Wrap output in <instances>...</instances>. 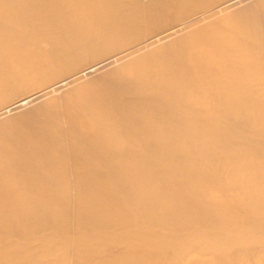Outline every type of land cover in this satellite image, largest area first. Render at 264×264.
Instances as JSON below:
<instances>
[{"label": "bare ground", "instance_id": "obj_1", "mask_svg": "<svg viewBox=\"0 0 264 264\" xmlns=\"http://www.w3.org/2000/svg\"><path fill=\"white\" fill-rule=\"evenodd\" d=\"M0 8V104L21 96L20 90L42 88L53 81L35 97L0 108V142H9L0 145V235L4 239L12 233L38 232L44 226L59 232L81 224L108 232L129 229L135 221L124 206L127 201L136 210L153 206L149 226L157 222L173 232L219 226L199 236L208 238L209 245L236 225L220 219L234 212L232 206L237 212L264 216V171L253 161L264 156L260 150L245 148L234 155L210 150L214 146L231 149V135L241 139L246 130L264 147V63L256 62L264 61V23L253 22L264 21V0H0ZM36 19L43 24L37 25ZM9 34L32 36L39 54L31 51L29 57H20L23 45L11 46ZM187 61L196 67V78L207 81L218 98L209 103L213 112L203 119L171 111L172 104H185L183 92L193 85ZM125 68L130 69L127 76L121 72ZM55 69L71 73L65 79L55 78ZM179 70H184L182 77ZM74 82L76 87L69 92L29 108ZM117 86L135 96L107 95ZM72 96L78 100L71 101ZM194 101L189 107L199 106ZM129 110L148 114V121L130 116ZM43 117L62 124L49 127ZM190 136L202 137L204 147L181 143ZM152 153L185 161L198 154L210 161L249 158L241 166L245 176L230 183L243 201L232 204L215 189L220 188L214 179L219 164L211 168L215 175L205 167L182 173L178 168L154 166ZM65 157L68 161H63ZM175 185L180 192L173 189ZM156 188L162 194L153 202L147 195ZM208 189L214 198L201 201ZM123 192L126 195L120 197ZM37 196L45 199L39 201ZM251 228L262 232L264 224L258 221ZM82 230L83 235L90 233L85 227ZM136 236L147 237L140 232ZM116 239L129 241L122 235ZM62 243L78 247L79 241ZM5 247L11 252L4 263L16 264L12 261L16 250L29 245L17 242ZM75 258L76 264H88L82 257Z\"/></svg>", "mask_w": 264, "mask_h": 264}, {"label": "rangeland", "instance_id": "obj_2", "mask_svg": "<svg viewBox=\"0 0 264 264\" xmlns=\"http://www.w3.org/2000/svg\"><path fill=\"white\" fill-rule=\"evenodd\" d=\"M262 8L263 7H259V10ZM36 20L37 25L43 24L42 20ZM253 22L259 25L264 23L261 18H257ZM59 35L61 36V34ZM9 37L11 46L16 48L18 44L23 45L22 48L24 51H20V57H29V52L31 51L39 54V51L33 45L34 38H32V36H27L24 39L14 37L9 34ZM254 53V58H259L257 51ZM226 62L231 64V62L228 60H226ZM256 62H260L261 64L264 63L262 59H256ZM88 65H84L82 68ZM9 66L11 68H17L13 63H10ZM128 70L130 69H121V72L123 75L127 76L129 75ZM188 71L192 77L191 80L193 85L183 92L185 104H172L171 111L172 113L178 114L185 118L194 116L196 118L199 117L200 119H203L208 114V112H213V108L209 103H216L218 98L215 96V93H212V91L207 86V81L204 82L196 78V67L189 62ZM70 73L66 70H54V75H56L55 78L60 79H65L68 75H70ZM29 74H31V72ZM183 75L184 70H179L178 77H182ZM157 76L158 75L153 76L154 80H156L155 78H157ZM111 80L107 79L106 82L114 81L113 84H117L115 79ZM29 81L32 82L33 86L34 81L32 77L29 78ZM195 81L199 83H196ZM52 82V80L48 81V85L46 84L42 88L20 90L18 91V94H21V96L15 97V99H13V101L10 103L0 104V108H4L15 101L20 102L19 99L28 97L32 94L33 97H35V93L37 91L48 87L52 84ZM76 83L77 82H74V85L71 83L72 86L69 85L70 87H67L66 89L64 88L60 92L52 94L48 97L43 96L40 98V100L30 105L29 108L38 107L40 104L49 102V99H53L65 94L66 92H69L72 88L76 87ZM106 93L107 95L114 97L135 96V92L128 94V90L120 86L112 88V91H108ZM191 95H193L192 98ZM194 95H196L195 98ZM70 100L75 102L78 99L77 97L72 96ZM194 100L198 101L197 103L199 106H196L195 108L189 107V104L194 106ZM26 109H28V107L24 108L23 111ZM128 114L139 119L140 121H148L147 119H149V115L142 112L129 110ZM39 117L42 118L41 114ZM42 121L45 122L49 127L62 124V122L59 120L46 122L44 117ZM91 125L92 124L90 123V126ZM141 126L143 128V125H140L139 127ZM87 128L91 129L92 126L91 128L89 126ZM246 131L244 133V138L241 137V139H246L244 141L234 134L231 135V139L234 142L231 149H226L225 151V149L220 146H214L211 147L210 150H212V153L216 155H234L245 148L248 150L259 149L262 155H264V147L259 142H257L258 137L253 136L249 131ZM188 142L201 147H204L203 143H206L205 141L203 142L202 137L198 136H190L189 140L185 141V143H183V140L181 141L183 145H187ZM0 145L2 147L3 145L8 146L9 142L1 141ZM172 151L175 153L177 149H173ZM177 154L179 155V152ZM150 156L156 161L153 164L154 166L158 165L159 167L164 168H178V171H182V173H193L194 171H197L198 168L205 167L208 169L209 174L215 175V172L212 171L211 168L219 164L220 170L217 177L214 179L215 181L218 179L220 188L215 189H220V192L225 196L224 198L228 199L230 202H232V204H239V202L243 201V199L239 196L238 190L231 188L230 183L235 178L241 179L245 176V173L247 172L241 170V166L246 161H248L249 158H239L235 156L231 159L222 160L218 158L216 161H210L208 158H205V155L198 154L192 157V161H185L181 159L178 160L175 156L161 158L154 155L153 153ZM63 161H68V158H63ZM253 161L256 165L258 164L261 170L264 171V156L255 158ZM4 178L5 177H2L1 179ZM118 181L119 180L117 179V182ZM146 181L152 183L156 187L160 186L157 182L148 178ZM262 185H264V183ZM261 188H263V186H261ZM173 189L180 192L179 187L176 185ZM153 193L154 194L147 196L153 202H156L162 194V189L156 188ZM125 195V192L119 194L120 197H124ZM193 196L195 198L198 197L196 195ZM213 198L214 196L212 190L208 189L203 193L201 201H212ZM36 199L42 201L45 198L42 196H37ZM21 205H19V207ZM66 206L71 207L72 204L67 201ZM124 206L128 207V209L132 211L131 217L135 221V225L129 227V229L108 232L106 230L104 231V229L100 230L96 227L93 228V224H81L80 227H75L72 231L67 230L66 232H59L53 227L44 226L38 232L29 234L12 233L11 235H7L6 239L0 235V249L2 250V254L0 253V264H5L4 257L6 256L9 261L8 254L11 251H9L10 249H7L5 246H10L12 243L17 242H27L29 248L22 251L16 250L17 257H12V261L16 264H64V262L65 264H76L74 261L76 260V256L80 258L82 257L88 264H264V231L258 232L251 228V224H254L258 221L264 224V216L256 217L251 213L237 212L235 207L230 205V208L232 206L234 212L229 215H222L223 217L221 216L220 219H224V221H231L236 223V225L231 230V232L220 237H216V242H214L212 245H209L207 244L208 238L202 239L199 236H204L205 234L209 233V231L219 230V226L217 225H198L191 230H179L173 232L169 228L157 225V222H151L152 225H148L149 222H147V219L150 218L149 213L152 211L153 206H146L143 209L136 210L134 209V203L131 201H127ZM22 209H24V205H22ZM156 212L160 213V209L157 208ZM71 224L76 226L74 223ZM83 227L87 228L90 233L83 235ZM92 230H94V232H91ZM132 231H137V234H134ZM138 232L144 234V236L147 237L136 236L138 235ZM118 235L129 238V241L122 242L117 240L116 237ZM75 240L79 241L77 244L78 247H71L69 244L64 245L62 243ZM4 252H6L7 255H3Z\"/></svg>", "mask_w": 264, "mask_h": 264}]
</instances>
